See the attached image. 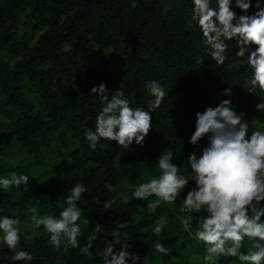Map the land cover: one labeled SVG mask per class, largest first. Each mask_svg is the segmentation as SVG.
I'll return each instance as SVG.
<instances>
[{
	"label": "trees",
	"instance_id": "obj_1",
	"mask_svg": "<svg viewBox=\"0 0 264 264\" xmlns=\"http://www.w3.org/2000/svg\"><path fill=\"white\" fill-rule=\"evenodd\" d=\"M255 5L252 0L249 15L258 10ZM193 7V0H0V178L13 171L30 177L18 188L0 186V216L19 218L18 250L33 257L12 261L10 250L0 242V264H103L106 243L119 244L114 251L129 247L140 257L137 264H204L205 245L189 236L177 219L195 181L174 203L162 202L154 214L147 204L155 196H132L138 184L159 175L157 158L162 152L171 153L180 173L191 180L185 162L208 144L207 137L199 146L188 142L198 112L228 99L247 120L262 114L256 105L264 103V91L247 90L253 74L247 54L253 48L237 57V41H226L227 59L217 64L196 22L188 25ZM232 10L244 14L235 0ZM148 81L159 82L166 95L151 111L152 128L143 145L125 148L102 138L92 150L85 132L95 131L106 103L92 88L106 84L109 99L122 90L131 107L149 111L154 97ZM229 88L230 96L225 95ZM249 124V134L264 128ZM76 184L87 188L78 202L80 247L96 224L103 225L87 255L66 247L63 238L57 250L43 226L33 234L30 221L32 207L41 216H58ZM112 198L116 203L105 208L104 202ZM203 215L193 214V232ZM160 216L168 223L157 236L153 226ZM157 241L167 255L155 251ZM251 245L246 238L240 251L247 252ZM218 264L240 261L221 257Z\"/></svg>",
	"mask_w": 264,
	"mask_h": 264
},
{
	"label": "clouds",
	"instance_id": "obj_2",
	"mask_svg": "<svg viewBox=\"0 0 264 264\" xmlns=\"http://www.w3.org/2000/svg\"><path fill=\"white\" fill-rule=\"evenodd\" d=\"M233 0H193V12L188 22L199 27L203 44L211 58L219 65L227 59L228 44L235 39L238 44L237 57H245L248 48L253 50L247 54V64L253 70L250 87L247 90L255 94L259 88L264 91V5L256 0L254 14L248 12L252 0H235L236 6L244 13L237 16L232 10ZM146 87L152 97L148 105L149 111L133 108L125 98L124 92L118 90L110 99L105 95L107 86L101 83L92 88L106 102L96 118L95 131L85 132L89 147L95 150L100 140L117 142L127 148L133 143L143 145L152 128L151 111L160 107L166 92L157 81H148ZM231 95V89L225 90ZM264 99V97H260ZM259 112L264 113V103L256 105ZM195 131L188 141L194 146L205 137L208 144L201 154L193 151L185 164L190 167L193 176L189 180L180 173V167L173 163L171 153H163L157 158L159 175L149 178L147 182L138 184L132 196L145 200L155 196L147 208L155 213L161 203L172 204L186 189L191 181L195 187L187 191L179 209V219L183 229L194 239L205 245L204 264H218L221 257H236L240 264H264V130L253 128L249 134L250 124L244 113L237 114L231 107V100H223L215 108L209 106L204 112L196 114ZM30 177L26 174L11 172L8 177L0 178V186L4 190L28 184ZM109 191L111 185H106ZM87 191L83 184H76L66 197V207L58 216L39 215L36 207L30 209V221L33 234L41 226L50 234L49 244L57 250L61 247L62 238L66 247L80 248L84 255L89 254L93 241L103 225L96 224L93 232L87 236L84 247H80L81 228L77 223L82 215L78 207L82 194ZM116 203L115 198L104 202L110 209ZM194 213H204L193 232ZM89 223V221H85ZM19 218L0 216V242L10 250L12 261H31V253L18 250L20 244ZM168 223V218L160 216L153 226V233L160 235ZM116 235L115 233L113 234ZM252 241L247 252H241L245 239ZM116 245L106 243L101 254L103 264H137L140 257L122 246L114 251ZM156 252L168 254L164 244L157 241ZM146 264V260H145Z\"/></svg>",
	"mask_w": 264,
	"mask_h": 264
},
{
	"label": "rangeland",
	"instance_id": "obj_3",
	"mask_svg": "<svg viewBox=\"0 0 264 264\" xmlns=\"http://www.w3.org/2000/svg\"><path fill=\"white\" fill-rule=\"evenodd\" d=\"M248 121L251 124L256 123V124L264 127V113L260 114L257 117H254L253 119H249ZM263 130H264V128H263Z\"/></svg>",
	"mask_w": 264,
	"mask_h": 264
}]
</instances>
